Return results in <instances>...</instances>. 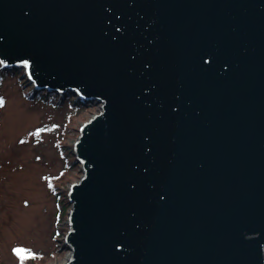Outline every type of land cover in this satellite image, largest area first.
Listing matches in <instances>:
<instances>
[{
  "label": "water",
  "instance_id": "1",
  "mask_svg": "<svg viewBox=\"0 0 264 264\" xmlns=\"http://www.w3.org/2000/svg\"><path fill=\"white\" fill-rule=\"evenodd\" d=\"M0 65L101 106L62 264H264V0H0Z\"/></svg>",
  "mask_w": 264,
  "mask_h": 264
},
{
  "label": "rangeland",
  "instance_id": "2",
  "mask_svg": "<svg viewBox=\"0 0 264 264\" xmlns=\"http://www.w3.org/2000/svg\"><path fill=\"white\" fill-rule=\"evenodd\" d=\"M0 83V96L5 101L0 107V264H19L15 247L34 254L35 258L28 259L34 264L65 261L70 251L62 247L69 227L66 192L83 173L73 144L80 126L101 106L93 102L71 108L61 98L59 107L53 108L26 99L23 92L36 87L28 75L18 71L5 74ZM68 114L72 120L63 135L59 130ZM40 129L39 136L34 135ZM56 141H61L69 156L62 158ZM68 157L72 163L69 168ZM53 189L60 191L65 206L60 218Z\"/></svg>",
  "mask_w": 264,
  "mask_h": 264
},
{
  "label": "trees",
  "instance_id": "3",
  "mask_svg": "<svg viewBox=\"0 0 264 264\" xmlns=\"http://www.w3.org/2000/svg\"><path fill=\"white\" fill-rule=\"evenodd\" d=\"M18 72L21 75H23V69H18ZM7 73L8 74H12V73L16 74L15 71L11 72V70L8 68L0 67V82L3 78V76H5V74H7ZM24 89H25V87H24ZM23 96H25L26 99L29 98V99L36 101V102L40 101L41 103H46L47 105L52 106L53 108L59 107V103H60L61 98H63V100L65 101L64 103L69 105L71 108L72 107L75 108V107L80 106V104L76 103L74 100H72V99L70 100L69 95H63L61 92L59 93L57 91H46L45 89H39V88L38 89L37 88L32 89L31 87H28L27 91L23 92ZM0 98H2V97L0 96ZM46 112H48V111H46ZM45 115H47V114H45ZM66 116L67 117L62 121L63 126L61 125L62 127H60V130H59V133L61 131L63 135H65V133L69 130L70 127L67 124H69L72 120L71 119L72 116L70 114H68ZM55 144L57 145L58 149L60 150L62 158L69 156L68 152L66 153V151H64L65 149H62L61 141H56ZM69 158L70 157H68V160L66 163L67 168L71 167V165H72L71 160ZM54 188H58V187L55 186ZM52 192L55 193V196H56L57 215H58V218H60V217H62L61 214L64 213V210H65V206L63 203H61V200H60V197L62 194L60 193V191H56L55 189H53ZM14 249H16V247ZM23 249H25V248L23 247ZM18 260L20 261L19 264H34L33 263L34 261L30 262L28 259L21 261L20 258L18 257Z\"/></svg>",
  "mask_w": 264,
  "mask_h": 264
},
{
  "label": "snow or ice",
  "instance_id": "4",
  "mask_svg": "<svg viewBox=\"0 0 264 264\" xmlns=\"http://www.w3.org/2000/svg\"><path fill=\"white\" fill-rule=\"evenodd\" d=\"M4 104H5V101L3 100V98H0V107H3ZM41 131H43V129L37 130V132L34 133V135L39 136ZM21 143H23V141H21ZM14 251L21 261L35 258L34 254H32L31 252L23 248H16Z\"/></svg>",
  "mask_w": 264,
  "mask_h": 264
},
{
  "label": "bare ground",
  "instance_id": "5",
  "mask_svg": "<svg viewBox=\"0 0 264 264\" xmlns=\"http://www.w3.org/2000/svg\"><path fill=\"white\" fill-rule=\"evenodd\" d=\"M67 255H69V253H68ZM67 259H68V258H67ZM67 259H66V260H67ZM66 260H65V261H66ZM65 261H64V260H61V261H59V262H57V263H55V264H62V263H64Z\"/></svg>",
  "mask_w": 264,
  "mask_h": 264
}]
</instances>
